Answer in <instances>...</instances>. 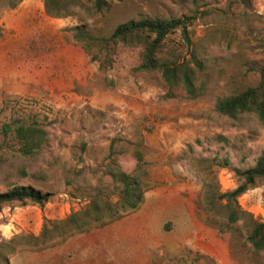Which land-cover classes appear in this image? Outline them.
Segmentation results:
<instances>
[{
    "label": "rangeland",
    "instance_id": "374dc122",
    "mask_svg": "<svg viewBox=\"0 0 264 264\" xmlns=\"http://www.w3.org/2000/svg\"><path fill=\"white\" fill-rule=\"evenodd\" d=\"M145 19L186 23L204 65L196 82L202 97L168 98L161 74L137 70L140 48L117 45L112 66L100 68L75 40L83 32L103 41L117 26ZM169 42L187 54L180 31ZM100 43L91 50L104 59ZM263 76L264 0H108L101 12L88 0H0V130L37 122L46 133L29 157L17 151L14 133L0 134V193L31 187L49 196L0 207V264H264L241 222L222 233L201 204L205 183L233 191L242 183L236 171L264 153L256 116L215 110ZM138 150L149 163L138 210L36 243L98 195L115 205L121 186L106 167L115 159L131 173ZM239 205L264 222V178Z\"/></svg>",
    "mask_w": 264,
    "mask_h": 264
},
{
    "label": "trees",
    "instance_id": "16d2710c",
    "mask_svg": "<svg viewBox=\"0 0 264 264\" xmlns=\"http://www.w3.org/2000/svg\"><path fill=\"white\" fill-rule=\"evenodd\" d=\"M93 1L95 8L101 12L107 7L108 0ZM48 15H50L48 13ZM53 17V16H52ZM180 31L186 47V53L169 42L170 37ZM75 40L83 44L86 55L91 62L98 63L100 68L112 66L114 47L122 45L128 48L141 49V64L137 70L142 72H158L168 87L167 97L170 99L184 98L195 100L205 94L204 86H198L197 75L204 71V65L195 54L192 42L183 20H139L129 21L117 26L108 39L100 41L86 33L78 32ZM105 44L106 58L92 53V47ZM264 78V76H263ZM215 110L222 116L237 119L241 115H254L264 125V81L253 88H248L233 96L219 99ZM14 136L19 147L17 151L24 157L36 154L45 138V130L37 123L19 125L12 128L9 124L1 127L0 134L6 139ZM0 142V158L2 151ZM137 164L131 173L124 172L113 159L106 167L107 175L120 185L119 200L113 205L101 196L96 198L82 212L72 214L64 221L54 224L52 230L44 229L36 243L48 246L55 240H66L74 235L89 232L95 227L108 224L124 215L134 212L143 204L149 190V163L143 152H136ZM237 176L242 183L233 191L221 193L218 188L209 183L204 184L202 207L209 215V221L220 231H232L237 223H242L247 232V241L256 253L264 252V222H259L244 211L239 205L243 196L258 179L264 178V153L259 157L253 168L237 170ZM47 194L31 187H20L0 193V207L14 202L31 201L43 204L48 200ZM182 264H187L186 262Z\"/></svg>",
    "mask_w": 264,
    "mask_h": 264
},
{
    "label": "crops",
    "instance_id": "0c3cea01",
    "mask_svg": "<svg viewBox=\"0 0 264 264\" xmlns=\"http://www.w3.org/2000/svg\"><path fill=\"white\" fill-rule=\"evenodd\" d=\"M23 4H25V2L22 3V6H23Z\"/></svg>",
    "mask_w": 264,
    "mask_h": 264
}]
</instances>
